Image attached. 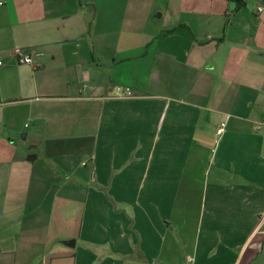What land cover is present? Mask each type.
<instances>
[{
    "label": "crops",
    "instance_id": "1",
    "mask_svg": "<svg viewBox=\"0 0 264 264\" xmlns=\"http://www.w3.org/2000/svg\"><path fill=\"white\" fill-rule=\"evenodd\" d=\"M242 3L0 0V264H264V0Z\"/></svg>",
    "mask_w": 264,
    "mask_h": 264
},
{
    "label": "built area",
    "instance_id": "2",
    "mask_svg": "<svg viewBox=\"0 0 264 264\" xmlns=\"http://www.w3.org/2000/svg\"><path fill=\"white\" fill-rule=\"evenodd\" d=\"M264 11V7L260 6L258 7V12L261 13ZM16 55L18 57V62L19 64L22 65H33V58L32 56L25 55L22 51L17 50ZM3 66V62L0 61V67ZM133 92L130 88H124V87H119L116 89V94L115 97L118 99H126L128 97H132ZM225 126L226 124H222L221 127L218 130V134L222 135L225 131Z\"/></svg>",
    "mask_w": 264,
    "mask_h": 264
},
{
    "label": "rangeland",
    "instance_id": "3",
    "mask_svg": "<svg viewBox=\"0 0 264 264\" xmlns=\"http://www.w3.org/2000/svg\"><path fill=\"white\" fill-rule=\"evenodd\" d=\"M258 0H248V9L251 11H254L256 9ZM78 225H79V220H78Z\"/></svg>",
    "mask_w": 264,
    "mask_h": 264
},
{
    "label": "trees",
    "instance_id": "4",
    "mask_svg": "<svg viewBox=\"0 0 264 264\" xmlns=\"http://www.w3.org/2000/svg\"><path fill=\"white\" fill-rule=\"evenodd\" d=\"M236 3H237V9L236 10L241 9L244 6V3H242V0H236ZM173 32H175V29L170 31L169 33H173Z\"/></svg>",
    "mask_w": 264,
    "mask_h": 264
},
{
    "label": "water",
    "instance_id": "5",
    "mask_svg": "<svg viewBox=\"0 0 264 264\" xmlns=\"http://www.w3.org/2000/svg\"><path fill=\"white\" fill-rule=\"evenodd\" d=\"M66 245L74 248L76 246V243L75 241H71V242H67Z\"/></svg>",
    "mask_w": 264,
    "mask_h": 264
}]
</instances>
